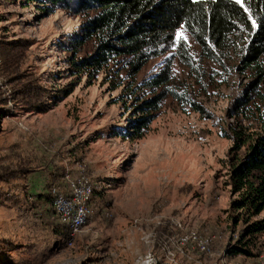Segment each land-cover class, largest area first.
Listing matches in <instances>:
<instances>
[{"label": "rangeland", "instance_id": "374dc122", "mask_svg": "<svg viewBox=\"0 0 264 264\" xmlns=\"http://www.w3.org/2000/svg\"><path fill=\"white\" fill-rule=\"evenodd\" d=\"M79 24L66 10L47 14L28 0H0V43L26 46L21 71L32 74L45 92L44 111L23 109L0 76V94L8 98L0 107V168L16 174L0 184V244L12 247L0 250V264H202V259L216 264L222 257L230 264L263 262L262 236L252 258L235 256L231 263L226 254L242 226L233 227L230 219L232 140L223 127L233 121L227 111L248 79L231 74L229 83L209 79L202 69L181 65L174 50L151 60L135 85L169 62L170 88L191 93L212 119L168 96L144 135L131 140L125 135L139 118L138 102L121 87L111 90L103 75L93 80L70 75L62 44ZM80 176L95 190L94 214L72 236L47 202V190ZM188 231L209 239L208 253L179 248L173 237Z\"/></svg>", "mask_w": 264, "mask_h": 264}, {"label": "trees", "instance_id": "16d2710c", "mask_svg": "<svg viewBox=\"0 0 264 264\" xmlns=\"http://www.w3.org/2000/svg\"><path fill=\"white\" fill-rule=\"evenodd\" d=\"M28 1L47 14L60 9L79 18V29L62 44L70 75H85L88 80L103 75L111 90L121 87L131 102H138L139 118L131 123V132L124 134L128 139L144 135L168 96L212 119L191 93L170 88L169 62L156 76L135 85L133 79L151 60L174 50L181 65L202 69L209 79L229 83L230 74L248 79L238 87L227 111L233 121L223 127V135L232 140L226 181L230 219L233 227L242 226L226 254L229 258L255 256L256 240L264 237V0H241L240 4L235 0ZM178 33L194 47L178 39ZM25 49L20 41L0 43V76L12 87L11 100L17 106L44 111V90L32 74L21 71ZM7 99L0 94V107L8 105ZM13 172L0 168V184L9 183L16 176ZM50 187L46 199L52 205ZM7 248L12 247L0 244V250Z\"/></svg>", "mask_w": 264, "mask_h": 264}, {"label": "built area", "instance_id": "2783aa9c", "mask_svg": "<svg viewBox=\"0 0 264 264\" xmlns=\"http://www.w3.org/2000/svg\"><path fill=\"white\" fill-rule=\"evenodd\" d=\"M49 191L52 197L53 212L60 223L68 229L69 234L74 236L83 232L94 214L93 197L95 190L88 177L80 176L75 179L68 177L62 189L58 186H51ZM179 227H181L180 224ZM173 238V241L181 246L179 248H187L191 252L206 254L210 250L209 239L194 231L183 232ZM216 264L230 263L222 257ZM260 264H264V261Z\"/></svg>", "mask_w": 264, "mask_h": 264}, {"label": "crops", "instance_id": "0c3cea01", "mask_svg": "<svg viewBox=\"0 0 264 264\" xmlns=\"http://www.w3.org/2000/svg\"><path fill=\"white\" fill-rule=\"evenodd\" d=\"M232 259H234V260H232ZM230 261H231V263L232 262H235V257L234 258H232ZM203 260V262H202V264H213L214 263V260H207V259H202ZM243 264H245V263H243Z\"/></svg>", "mask_w": 264, "mask_h": 264}, {"label": "snow or ice", "instance_id": "6c2138e0", "mask_svg": "<svg viewBox=\"0 0 264 264\" xmlns=\"http://www.w3.org/2000/svg\"><path fill=\"white\" fill-rule=\"evenodd\" d=\"M237 3H240V0H237ZM177 38H178V39L182 38V34H181V33H178V34H177Z\"/></svg>", "mask_w": 264, "mask_h": 264}]
</instances>
